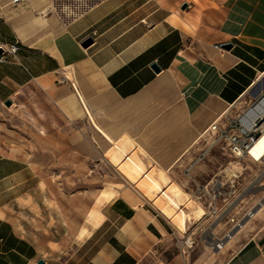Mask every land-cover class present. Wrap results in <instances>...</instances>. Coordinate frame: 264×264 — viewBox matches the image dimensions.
<instances>
[{"label":"crops","instance_id":"1","mask_svg":"<svg viewBox=\"0 0 264 264\" xmlns=\"http://www.w3.org/2000/svg\"><path fill=\"white\" fill-rule=\"evenodd\" d=\"M67 1L0 0V43L19 46L15 55L0 61V104L21 93L24 98L23 109L15 102L6 110L0 105V115L21 123L33 115V104L61 113L49 111L39 120L46 128L45 141H33L29 161L6 153L3 137L8 135L0 128V210L5 214L0 218V264H139L170 234L169 225L152 210L141 205L151 216L142 228L134 221L136 209L115 198L99 207L101 222L88 226L89 235L79 239L94 201L64 190L56 194L50 181L53 195L47 191L43 200L40 172L63 171L57 156L75 155L74 148L59 153V146L50 144L65 146L69 134L63 129L76 120L60 102L71 95L79 98L74 83L104 131L130 137L156 165L167 167L198 143L211 123L236 115L253 100L254 82L264 72V47L239 34L262 36L264 28L251 24L261 16L255 4L254 11L251 4L226 0H94L74 13L62 6ZM173 13L191 30L172 24ZM86 39L91 42L82 46ZM222 43L232 46L225 50ZM27 197L40 206L39 224L18 220L21 235L8 206ZM82 208L87 210L82 213ZM24 212L28 220L27 208ZM128 222L131 231L125 229ZM263 255L264 238H252L223 264H264Z\"/></svg>","mask_w":264,"mask_h":264},{"label":"rangeland","instance_id":"2","mask_svg":"<svg viewBox=\"0 0 264 264\" xmlns=\"http://www.w3.org/2000/svg\"><path fill=\"white\" fill-rule=\"evenodd\" d=\"M75 1L73 5H71L72 0H70V3L67 1V3H62V6H64L65 9H70V11L74 13L76 10L83 8L94 0ZM229 1H237L247 5L251 4L250 6L254 11L256 7L257 15L261 16L259 20L264 21V0H226V3ZM209 25L215 28L217 23L216 21H211ZM261 32L262 36H264V31L262 30ZM69 79L72 80L71 75ZM20 95L21 96L19 98L17 96L16 99V96L12 97L13 99H10V104L8 106L2 102L0 104L2 109L6 110L13 102L18 104L17 107H19L20 104L23 109L24 98L22 93ZM38 99L41 100L40 98ZM50 105H54V103ZM32 110L33 115L21 118V123H17L14 119H6L3 115H0L1 131L8 135L3 137L4 145H7L4 147L6 148V153L9 156H16L25 161H29V159L27 160L24 157L25 151H27L26 149L31 150L27 147V144L33 141L34 143L43 144L45 141L42 139L41 135L44 136L46 134V128L42 127L43 124H39V120L42 118L44 119V116H50L51 113L49 111L55 110V114L58 112L53 106L39 107L34 104L32 105ZM20 114L23 113H19V115ZM58 114L61 113L58 112ZM68 115L70 116V114ZM234 117L235 113L231 112L223 118L222 121L226 118ZM75 118L76 120L74 123L70 121V123H68L69 125L67 124V129H63L66 134H69L65 140V146L52 140L50 143L51 145L59 146V153H69L71 152L70 148H74L73 151L75 155L66 154L64 156H57L60 161L59 163L65 164L64 168H61L63 171L40 172V176L42 180L45 179L54 182L55 186L59 185L62 187L63 185L65 195L75 194V196L78 195L81 198L86 197L94 201L99 189L104 187L108 181L122 183L124 180L115 172L114 168L101 157L108 145L93 129L87 117L82 115L78 117L75 116ZM55 126L56 125H52L51 127L53 128ZM40 131H42L43 134H40ZM197 142L198 143H195V145L171 167L169 174L173 181L178 182L185 192L189 193L201 206H203L207 215L200 221L189 224V228L186 229V232L180 234L158 213L157 216L162 218V220L169 225L170 234L155 247L153 252L146 255L139 264H223L233 251L249 239L264 238L263 206L255 217L249 220L242 229L234 233V237L225 247L222 249H213L206 244V240L203 238L202 234H204L210 225L214 227V234L218 238H222L231 227L229 221L231 217L234 220L242 219L253 205H256L257 202L264 198V162H252L248 158L239 160L234 159L229 156L227 149L223 148L224 145L219 144L215 149L209 151L196 167L191 169L189 167L190 164H192L205 144L202 140ZM78 145L80 146V152H78ZM201 145H203V147H199ZM12 147L17 149V152L12 151ZM141 148L142 147L134 142V151L140 152ZM35 149L36 148L33 147L32 150ZM63 149H65V152H62ZM145 150L147 151V149ZM140 157L146 167L149 165L158 168L162 167L161 165H156V161L148 154V151L145 157L142 155H140ZM78 158H80V161L77 160ZM230 162H233V164L238 162L239 165L244 166L242 171H237V178H234L235 180L233 183L230 182L233 178L230 179L229 176H225L220 172ZM256 180L258 181L255 183ZM215 181L224 182V186L221 189L224 195H221L215 202H210L211 199L207 197L203 189L204 187L212 188L214 183H216ZM261 182H263L261 185H257ZM232 191H234V196L236 197L233 204ZM22 200H17L16 205L8 206V210L12 213L11 218L19 220L22 225H24V221L28 223L33 221V225L37 227L39 224L40 206L37 204L38 207L35 209L30 205H25ZM45 204L47 205V203ZM101 205L102 204H100L99 207ZM141 205L145 209L152 210L156 214L157 210H155L150 203L143 202ZM233 205L234 209H232ZM93 206H95V203H93ZM211 206L217 209L216 215H209ZM26 208L30 216L28 220L25 219L24 211ZM86 210V208H82V213ZM31 216H33V220H31ZM217 220L220 222L218 225ZM188 239L191 241H188ZM190 242H192V244L188 246Z\"/></svg>","mask_w":264,"mask_h":264},{"label":"bare ground","instance_id":"3","mask_svg":"<svg viewBox=\"0 0 264 264\" xmlns=\"http://www.w3.org/2000/svg\"><path fill=\"white\" fill-rule=\"evenodd\" d=\"M70 11V9H66ZM71 12V11H70ZM172 24L181 26L187 31L191 30V27L181 19L176 13H173L170 18ZM252 26L256 29L264 28V21L259 19H253L251 21ZM66 39L67 35L64 36ZM241 39L246 41L254 42L264 47V36L260 35H247L244 33L239 34ZM57 41H55L56 43ZM60 44V42H59ZM70 75L67 73V78ZM260 83V90H264V72H262L258 79L254 82ZM79 98L77 95H71L70 97L64 98L60 103H62V108L67 114H70L69 117L75 118L78 116L85 115L92 125L93 129L99 134V136L107 143L106 149L102 153V158L105 160L111 167L114 168L115 172L118 173L120 177L123 178L122 183H114L108 181L106 185L99 189L97 193L93 206L85 216L86 225L81 226L77 237L79 239L84 236L89 235L92 228L96 227L102 220V215L100 213L99 205L106 202L112 201L115 198H122L133 206L137 213L134 217V221L140 227L143 228L144 220L151 219V216L144 210H142L141 204L143 202H148L150 205L157 210V212L165 218L180 234L186 232V229L189 224L195 223L203 219L207 212L189 193L185 192L181 185L173 181L170 177L169 170L177 162L181 155L177 156L167 167L158 168L153 165L145 166L140 155L145 157V150H140V152L134 151V142L128 137H112L106 131H104L96 122L94 114L91 112L90 107L86 102V98L80 93ZM227 113V112H226ZM252 114H256L259 117V121L255 124L260 127V134L254 140V145L250 149L249 155L244 158H248L252 162H264V106L258 105L255 108H252L250 111ZM258 127V128H259ZM42 131H40L41 133ZM43 133V132H42ZM31 150L25 151L24 157L28 160L33 147L36 145L33 142L27 144ZM12 151L17 152V149L14 147L11 148ZM185 150L183 151V153ZM244 166L239 165L237 162L233 164L230 162L225 166L220 172L225 176L232 177L237 176V171H242ZM41 177V176H40ZM48 180H42L38 182L43 200L47 201V191L49 194L53 195L51 187L47 188ZM54 181V180H53ZM258 180L255 181V183ZM51 183H54L50 181ZM263 182L257 184L261 185ZM56 194L63 195V189L61 186H56ZM23 203L29 204L33 208H37L35 202L32 198L27 197L25 200H22ZM264 206V198L257 202L256 205H253L245 214V216L240 220V222L235 226V228L225 235L224 238H218L214 234V227L210 225L207 230L204 232L203 238L206 240L211 248H223L227 243L234 237V233L242 229ZM59 218L63 224L66 223L65 219L62 218L61 214H58ZM0 218H5V214L0 210ZM220 222L217 220V225ZM12 225L15 231L22 235L24 228L18 222L17 219L12 220ZM91 227V229L88 228ZM126 230H132V225L128 222L125 225ZM136 242L140 243L141 239L136 237ZM218 243V246H216ZM41 256H45L44 252L40 251Z\"/></svg>","mask_w":264,"mask_h":264},{"label":"built area","instance_id":"4","mask_svg":"<svg viewBox=\"0 0 264 264\" xmlns=\"http://www.w3.org/2000/svg\"><path fill=\"white\" fill-rule=\"evenodd\" d=\"M19 49L18 43H0V61L5 60L8 56H13ZM72 87L78 94L74 83H71ZM258 105L264 106V90H262L256 97H253V100L249 102L240 112H238L234 118H226L220 122L211 123L207 129H205L200 134V140L205 142L204 147L200 150L199 154L195 158V161L203 159L206 155V152L211 151L217 145H224L223 148H226L229 156L234 159H243L247 157L250 153V149L254 145V140L260 134V127L255 124L259 121V117L256 114L250 113L252 108H255ZM259 127V128H258ZM230 182H234V178ZM212 188H205L203 192L207 195L210 202H215L221 195H224L221 191L224 186V182L215 181ZM232 204L235 202L236 197L234 196V191H232ZM226 199V198H224ZM234 209V205L232 206ZM156 210V209H155ZM158 212L156 211V215ZM217 209L214 206H211L209 215H216ZM218 217V216H217ZM241 219L234 220L232 217L229 219L231 223L230 229L224 234L222 238L225 237L229 232H231L235 226L240 222ZM189 227H187L188 229ZM204 234H202L203 236ZM188 241H191L188 239ZM186 244V243H184ZM192 242L189 243L190 246ZM218 246V243H216ZM264 256V255H263Z\"/></svg>","mask_w":264,"mask_h":264},{"label":"water","instance_id":"5","mask_svg":"<svg viewBox=\"0 0 264 264\" xmlns=\"http://www.w3.org/2000/svg\"><path fill=\"white\" fill-rule=\"evenodd\" d=\"M90 42H91L90 39H86L85 41H83V42L81 43V45H82V46H87ZM231 46H232L231 43H222V44H220V47H221L222 49H225V50H229V49L231 48ZM151 66H152V68H153L155 71H158V67H157L155 64H152ZM260 87H261V84H260L259 82L256 83V85H254V87H253V96H254V97H256V96L261 92ZM5 104H6V105H9V104H10V101H9V100H6V101H5ZM38 264H42V261L39 260V261H38Z\"/></svg>","mask_w":264,"mask_h":264}]
</instances>
